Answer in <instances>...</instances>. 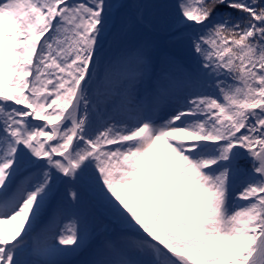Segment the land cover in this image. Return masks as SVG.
Returning a JSON list of instances; mask_svg holds the SVG:
<instances>
[{
	"label": "snow or ice",
	"instance_id": "obj_1",
	"mask_svg": "<svg viewBox=\"0 0 264 264\" xmlns=\"http://www.w3.org/2000/svg\"><path fill=\"white\" fill-rule=\"evenodd\" d=\"M156 27L139 4L0 0V264L97 237L84 264H264V0H179L190 65Z\"/></svg>",
	"mask_w": 264,
	"mask_h": 264
},
{
	"label": "rangeland",
	"instance_id": "obj_2",
	"mask_svg": "<svg viewBox=\"0 0 264 264\" xmlns=\"http://www.w3.org/2000/svg\"><path fill=\"white\" fill-rule=\"evenodd\" d=\"M111 2L142 5L143 10L149 18L157 23V27L154 30V39H156L161 49L165 52L176 54L185 65L191 64V61L183 55L185 45L172 40V36L175 35V13L179 0H111ZM161 5L164 7H159ZM128 43H130V41L126 38L124 30L120 25H117L109 38L108 47H110L112 54H118ZM241 164L244 167L248 166L247 161L244 160L241 161ZM62 195L63 189L60 190L59 195L54 199L53 207L60 201ZM81 207L82 210L87 213L94 230L102 231L106 229V231H102V236L115 237L118 234L119 230L102 215L100 210L90 199L86 198ZM101 238L102 237H97L93 239L89 246L79 254L67 258L66 264H84V262L90 260Z\"/></svg>",
	"mask_w": 264,
	"mask_h": 264
}]
</instances>
